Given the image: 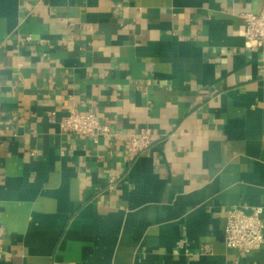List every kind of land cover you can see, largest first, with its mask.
Instances as JSON below:
<instances>
[{"label": "crops", "instance_id": "crops-1", "mask_svg": "<svg viewBox=\"0 0 264 264\" xmlns=\"http://www.w3.org/2000/svg\"><path fill=\"white\" fill-rule=\"evenodd\" d=\"M263 6L0 0V264H264L225 244L230 208L264 206V48L242 17ZM74 109L108 135L49 121Z\"/></svg>", "mask_w": 264, "mask_h": 264}, {"label": "built area", "instance_id": "built-area-1", "mask_svg": "<svg viewBox=\"0 0 264 264\" xmlns=\"http://www.w3.org/2000/svg\"><path fill=\"white\" fill-rule=\"evenodd\" d=\"M242 17L248 48L251 50L264 48V6L259 13L244 12ZM49 121L57 123L64 132L91 136L97 143L101 136H106L109 132L94 110L81 112L74 109L61 119H58L57 115L51 112ZM153 143L152 130L142 128L129 134L125 143V151L133 157L139 156L147 152ZM263 213L264 206H255L251 212L238 206L230 208L225 228L226 246L242 253H250L260 249L264 244Z\"/></svg>", "mask_w": 264, "mask_h": 264}]
</instances>
